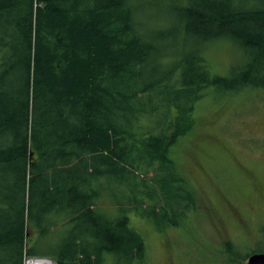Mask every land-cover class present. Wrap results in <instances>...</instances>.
Segmentation results:
<instances>
[{"label": "trees", "instance_id": "1", "mask_svg": "<svg viewBox=\"0 0 264 264\" xmlns=\"http://www.w3.org/2000/svg\"><path fill=\"white\" fill-rule=\"evenodd\" d=\"M161 5L151 30L139 14ZM216 40L242 58L227 75L206 64ZM247 88H264V0H0V264H152L141 222L163 235L197 209L173 157L195 103ZM258 238L241 258L223 239V263Z\"/></svg>", "mask_w": 264, "mask_h": 264}, {"label": "rangeland", "instance_id": "2", "mask_svg": "<svg viewBox=\"0 0 264 264\" xmlns=\"http://www.w3.org/2000/svg\"><path fill=\"white\" fill-rule=\"evenodd\" d=\"M143 10L139 17L148 28L165 25L161 21L168 15L164 5ZM204 57L210 71L219 75L242 63L225 40L209 42ZM209 92L195 103L194 135L173 150L178 172L194 190L197 209L187 224L167 229L163 235L141 222L152 264H224L223 239L240 243L235 249L240 258L263 249L257 239L264 234L260 232L264 230V88H247L229 98ZM224 172L233 176L235 191L223 178ZM55 230L50 228L52 233ZM27 237L38 240L30 226Z\"/></svg>", "mask_w": 264, "mask_h": 264}, {"label": "built area", "instance_id": "3", "mask_svg": "<svg viewBox=\"0 0 264 264\" xmlns=\"http://www.w3.org/2000/svg\"><path fill=\"white\" fill-rule=\"evenodd\" d=\"M22 264H55L54 261L45 256L28 255L23 256Z\"/></svg>", "mask_w": 264, "mask_h": 264}, {"label": "water", "instance_id": "4", "mask_svg": "<svg viewBox=\"0 0 264 264\" xmlns=\"http://www.w3.org/2000/svg\"><path fill=\"white\" fill-rule=\"evenodd\" d=\"M246 264H264V253L254 252L247 257Z\"/></svg>", "mask_w": 264, "mask_h": 264}, {"label": "bare ground", "instance_id": "5", "mask_svg": "<svg viewBox=\"0 0 264 264\" xmlns=\"http://www.w3.org/2000/svg\"><path fill=\"white\" fill-rule=\"evenodd\" d=\"M25 254H26V253H25ZM25 254H24V255H25ZM24 255H23V256H24ZM28 255H32V254H28ZM37 256H43V255H37ZM45 257H47V256H45ZM48 258H49V257H48ZM50 259H51V258H50ZM22 260H23V258H22Z\"/></svg>", "mask_w": 264, "mask_h": 264}]
</instances>
